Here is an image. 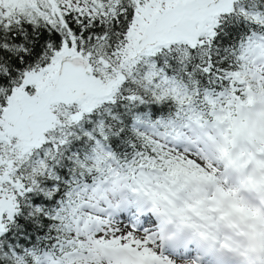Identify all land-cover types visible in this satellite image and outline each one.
Returning <instances> with one entry per match:
<instances>
[{
  "label": "snow or ice",
  "instance_id": "6c2138e0",
  "mask_svg": "<svg viewBox=\"0 0 264 264\" xmlns=\"http://www.w3.org/2000/svg\"><path fill=\"white\" fill-rule=\"evenodd\" d=\"M0 264H264V0H0Z\"/></svg>",
  "mask_w": 264,
  "mask_h": 264
}]
</instances>
